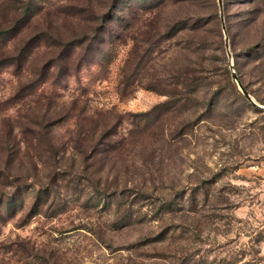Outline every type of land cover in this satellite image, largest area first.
<instances>
[{"label":"rangeland","instance_id":"obj_1","mask_svg":"<svg viewBox=\"0 0 264 264\" xmlns=\"http://www.w3.org/2000/svg\"><path fill=\"white\" fill-rule=\"evenodd\" d=\"M25 2L0 0V28ZM153 2L124 0L112 9L121 26L107 23L98 36L112 0H42L1 45L0 58H27L0 67V197L26 189L23 208L2 207L0 264H264V83L243 88L250 104L231 77L232 65L240 83L220 24L214 83L175 103L163 83L177 71L180 35L156 42L153 15L141 10ZM73 35L93 45L78 83L60 62ZM43 89L56 97H40ZM109 129L119 146L91 159L85 149ZM66 185L77 193L61 197ZM50 186L59 192L47 205L62 207L33 214L36 192Z\"/></svg>","mask_w":264,"mask_h":264},{"label":"trees","instance_id":"obj_2","mask_svg":"<svg viewBox=\"0 0 264 264\" xmlns=\"http://www.w3.org/2000/svg\"><path fill=\"white\" fill-rule=\"evenodd\" d=\"M123 1L124 0H112V3L109 5V10H106L103 15L104 25L101 30H99L98 36L108 33L105 32L109 29L107 23H111V25H114L116 28L121 26V23L124 21L123 18L112 15V11L119 5H122ZM221 2L224 27L229 38L228 41L234 68L239 75L238 78L241 85L249 93V85L252 83H264V0H221ZM41 3L42 0H27L25 4H20V6L17 7L11 26L6 29L0 28V47L1 45L6 46L5 43L7 41L14 38L15 34H18L32 18L38 15L41 11ZM142 7L141 10L153 15L152 22L150 23V30L153 31V35L155 34L157 43L161 41H171L175 39L177 35H180L177 52L178 59L175 63L177 71H173L176 72L175 74L170 72L168 82L163 83L165 87L163 88L164 94L168 97L170 96L171 99L179 105H186L187 103L196 101L199 89L208 85V83H214L209 81V78L213 77V71L218 67V63H222V60L220 61L218 55L215 53H221L224 60L223 42L216 0H178L177 2L173 0H160L159 3L153 2V4L149 6L142 5ZM102 42L104 41L102 40ZM63 46L65 48L61 53L60 62L70 65V68L72 67L73 72L69 74L73 76L78 83V73L82 70V66L84 67V65H86L87 58L93 50V45L85 38L73 35L67 42L63 43ZM77 55L78 58L74 59ZM99 55L101 61H104L106 56H102V52H100ZM26 58L24 54L21 58L19 56L1 57L0 67L5 65L20 66L21 61H25ZM221 68L223 69V81L230 83L231 79L226 63H223ZM242 68L252 71V75L254 76L252 82L245 80V73L244 79L241 77ZM62 71V68L59 69L58 74L62 73ZM63 75L66 76L67 72ZM60 80L62 79L60 78ZM41 83L44 82L41 81ZM31 88L33 89V87ZM42 92L46 93L47 96L41 95L40 97L49 100L56 97L53 89H43ZM256 100L264 104V100ZM80 112L82 113L84 111L81 110ZM139 117H141L140 121L147 123L148 120L146 115L142 114ZM54 123L55 122H50L49 124L52 126ZM137 127V130L141 131L144 130L145 126L142 128L139 126ZM111 132L112 130L110 129L104 130L97 136L98 138H96V140L89 143L85 150L90 153L91 159L93 157H106L111 150L119 146V140H116L115 133ZM88 133L90 132H85L87 135ZM82 134H84V132H82ZM75 149H77V153L81 156L86 155L81 143L76 142ZM61 174L63 173L56 175L60 178L62 177ZM53 178L54 174H52L51 180H53ZM65 187L64 193L62 195L60 194L61 197L77 193V188H70L68 185ZM18 191L19 192H14L11 195L0 197V219L3 205L5 206L4 211H6V213H11L17 206L19 208L24 207L26 189L22 187ZM58 192L56 186H50L49 188H43L37 191L32 202L31 212L35 214L40 207L47 205L50 199L54 198L52 194H58ZM53 204L54 207L50 204L47 205V209L57 211L62 207L54 200Z\"/></svg>","mask_w":264,"mask_h":264},{"label":"water","instance_id":"obj_3","mask_svg":"<svg viewBox=\"0 0 264 264\" xmlns=\"http://www.w3.org/2000/svg\"><path fill=\"white\" fill-rule=\"evenodd\" d=\"M217 6H218L221 30H222V33H223V36H224V47H225V50H226L227 58H228L229 61H231V54L229 52V47H228V38H227V35H226V31H225V27H224V21H223V12H222V2H221V0H217ZM230 68H231V77L234 80V82L236 83L238 89L240 90V92L242 93L244 98L250 104L256 105L255 102L250 97V95L243 89L242 85L237 81L236 75L232 71V65L230 66ZM260 108L264 109V107H260Z\"/></svg>","mask_w":264,"mask_h":264}]
</instances>
